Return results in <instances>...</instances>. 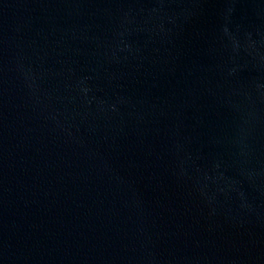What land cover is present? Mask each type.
<instances>
[{"label":"water","instance_id":"1","mask_svg":"<svg viewBox=\"0 0 264 264\" xmlns=\"http://www.w3.org/2000/svg\"><path fill=\"white\" fill-rule=\"evenodd\" d=\"M0 264H264V0H0Z\"/></svg>","mask_w":264,"mask_h":264}]
</instances>
